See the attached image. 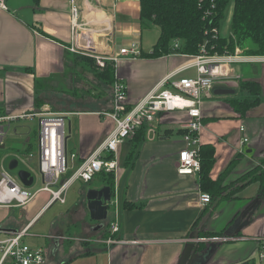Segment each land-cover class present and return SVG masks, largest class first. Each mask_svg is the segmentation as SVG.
I'll return each mask as SVG.
<instances>
[{
    "label": "crops",
    "instance_id": "1",
    "mask_svg": "<svg viewBox=\"0 0 264 264\" xmlns=\"http://www.w3.org/2000/svg\"><path fill=\"white\" fill-rule=\"evenodd\" d=\"M40 1L36 4L33 0H6L7 8L0 6V114L15 115L40 109L42 97L38 100L34 97L36 81L63 73L67 63L71 64L74 54L69 49L71 0ZM77 1L82 7L84 21H90L91 26L112 20L113 29L99 32L93 39L97 54L118 53L120 48L133 41H138L144 52L151 53L154 49L158 37L154 42L145 39L140 0ZM232 9L231 4L229 24ZM228 29L226 26L223 37L227 36ZM262 56H256V61L233 65L234 71L240 74V79L228 80L238 82L234 93L215 95L214 90L224 86L214 85L202 95L200 140L201 145L206 143L215 147L212 178L217 179L236 159L225 184H232L264 159V61L259 59ZM189 59L190 55L180 53L140 59L121 57L116 71L128 87L129 108L139 103L162 78L186 65ZM196 73V69L191 68L178 73L177 77ZM245 81L260 84L262 100L242 112L236 110L231 100L249 96V91L240 86ZM88 104L83 111L73 112V120L71 116L67 120V144L75 132L68 149L78 154L74 168L68 174H73L75 167L102 144L107 132L115 125L112 119L100 114L111 110V104L102 103L95 109ZM189 119L186 110L163 112L146 128L145 138L137 145L131 137L125 142L127 144L119 146L118 157L126 154V161L120 162L115 193L113 199L111 197L114 203L108 209H112L113 218L118 217L120 230L113 237L123 241L108 243L111 233L109 227H105L106 236L99 245L90 252L72 253L66 244L61 251L58 239L48 238V248L41 246L46 251L48 264H179L189 248L196 244L198 248L191 264H242L245 261L257 264L256 252L259 241L264 238V197L259 196V183L248 184L232 198L201 202L200 196L208 192L201 188L199 173L187 175L177 170L179 153L186 147L184 125ZM94 181L97 183L100 178L96 177ZM76 182L78 180L72 185ZM94 187L101 189L104 186ZM84 192L80 189L78 197ZM46 195L44 203L33 212L25 226L32 227L39 216L54 205L48 202L50 192ZM0 229L3 230L0 237L4 238L21 228L17 229L0 214ZM58 230L59 227L54 226L51 234ZM221 236L238 239L204 240ZM197 238L201 242L196 241Z\"/></svg>",
    "mask_w": 264,
    "mask_h": 264
},
{
    "label": "built area",
    "instance_id": "2",
    "mask_svg": "<svg viewBox=\"0 0 264 264\" xmlns=\"http://www.w3.org/2000/svg\"><path fill=\"white\" fill-rule=\"evenodd\" d=\"M5 1L0 0V6L3 8H7ZM70 14L72 29L70 51L94 57L99 66L104 65L106 61H112L117 65L121 57L143 58V50L138 41H133L128 46L120 48L118 53L114 51L108 55L97 54L93 39L99 32L112 30V20L106 19L105 23L91 26L90 21H84L82 7L77 0H71ZM222 33L220 27L216 26L211 33L207 32L206 34H210V37L215 39L222 36ZM208 42L201 44L198 54L194 55L186 65L162 78L158 85L149 91L139 103L130 108L127 99L128 87L119 77L115 67L116 76L112 84L113 106L111 110L100 113L112 119L115 125L107 132L102 144L77 165L73 174L69 176L68 172L74 168L73 164L78 157L77 153L69 151L67 144L69 134L67 120L73 113H56L47 110L42 112L35 109L15 115L1 113L0 150L5 147L8 137L7 128H10L13 121L38 119L36 148L32 141H27L24 148L31 147V149L19 152L18 158L27 163H31L33 158L37 159V167L43 176V184L37 191H33L30 186L25 185L21 178H19V182H15L8 173L1 172L0 208L26 206L37 193L47 191L51 194L48 201L51 204L66 203L70 186L76 180L89 183L104 172H114L117 175L120 166L119 146L126 139L135 135L139 129L150 127L163 112L174 110H186L190 116L184 125L183 139L186 141V147L179 153L177 170L180 174L187 175L199 173L201 170L200 132L203 129V113L200 105L203 93L212 89L216 80L240 79V74L234 71L235 63L257 59L254 55H243L238 51L239 49L230 53H211ZM179 46L180 41L176 40L174 49ZM259 59L264 61V55ZM191 68L196 69V75L177 77L178 73ZM241 130L244 131L245 128L241 127ZM247 140L245 138L244 141L247 142ZM62 178L64 179L61 180ZM200 198L203 203L212 200L208 193L202 194ZM109 224L111 235L107 238V242L119 243L123 241H118L113 237L120 230L118 217H114ZM30 228L31 225H27L19 231L5 235L4 238L0 237V264H48L46 251L43 247H31L25 242V237L30 234ZM0 233H3V230H0ZM221 239L235 240L238 237H221ZM198 240L201 239L197 238L196 241ZM204 240L218 239L206 238ZM256 254V263L264 264V238L259 241Z\"/></svg>",
    "mask_w": 264,
    "mask_h": 264
},
{
    "label": "trees",
    "instance_id": "3",
    "mask_svg": "<svg viewBox=\"0 0 264 264\" xmlns=\"http://www.w3.org/2000/svg\"><path fill=\"white\" fill-rule=\"evenodd\" d=\"M33 1L36 4L41 2L40 0ZM231 4L233 5L231 34L228 37L219 36L212 39L210 34L206 33H211L216 26H221L220 23ZM140 8L142 27L149 25L160 27V35L154 49L151 53L143 51V57H158L172 53L196 55L201 44L206 41H209L208 46L211 53L233 52L235 47H239L244 53L250 55H264V0H140ZM176 40L180 41V46L174 49ZM71 57L70 63L73 61L75 67H80L84 72H91L97 79L95 87L99 91L97 95L101 97L102 91L100 89H102L104 90V97L107 98L108 95H106L105 90L108 91L107 87L112 86L116 76L114 63L106 61L104 66H99L96 59L88 55L74 53ZM70 65L67 63L63 73L38 79L35 86L43 87V90L51 89L50 81L68 74L67 70ZM240 86L244 90L247 89L250 94L244 99L231 100L236 110L245 112L250 107L260 104L262 98L259 83L245 81ZM80 97L83 96L80 95ZM145 133L146 127L139 129L132 136L135 144L145 138ZM30 149L31 147L23 150L18 148L19 152ZM132 152L134 151L132 150ZM199 155H201L199 183L202 190L208 192L213 200L232 198L235 192L253 182L259 183V196L264 197V159L262 165L250 169L247 173L233 180L232 184H225L229 169L236 159L227 166V169L217 179H213L211 172L216 161L215 147L212 144L204 143L200 146ZM128 157L131 158L130 155ZM97 177L100 178L102 186L111 187L113 195L116 188V174L104 172ZM232 185L233 188H230ZM242 264H249V262L245 261Z\"/></svg>",
    "mask_w": 264,
    "mask_h": 264
},
{
    "label": "rangeland",
    "instance_id": "4",
    "mask_svg": "<svg viewBox=\"0 0 264 264\" xmlns=\"http://www.w3.org/2000/svg\"><path fill=\"white\" fill-rule=\"evenodd\" d=\"M229 16L230 10L226 12L224 19L221 21V32H224L226 26H229V29L226 33V37L231 34V24H229ZM145 39L151 42H154L157 37L160 35V27L156 25H149L144 28ZM235 49H239L238 51L243 55L244 53L239 47H235ZM235 51V50H234ZM233 51V52H234ZM230 53V52H229ZM198 54V53H197ZM196 54V55H197ZM189 55V54H187ZM248 56H253L247 54ZM194 55H190V59ZM256 57V56H255ZM189 59V60H190ZM188 60V61H189ZM256 61V60H254ZM98 64V63H97ZM105 65V64H104ZM101 65V66H104ZM116 67V64H114ZM68 74L61 75L56 80L50 81L51 89L43 90V87L34 88V97H42V104L39 105L40 109L37 111H51V112H69L73 113L74 111H80L86 108V105H90L92 109L95 107L102 106V103L106 105L111 104L113 106L112 100V86L107 87L105 90L106 95L108 97H104V90L100 89L102 92L101 97L97 95L99 91H97L96 83L97 79L91 72H84L79 67H75L73 61L70 66H68ZM188 73V72H187ZM187 73L185 75H187ZM193 74V73H188ZM215 85H220L228 88H238V82L236 81H228L226 79L216 80ZM87 91V92H86ZM240 92L239 89H237ZM111 92V96H110ZM100 93V94H101ZM204 94V93H203ZM80 95L83 97L81 98ZM225 96V95H219ZM36 103V102H35ZM37 106V104H36ZM111 106V107H112ZM109 109V108H108ZM83 111V110H82ZM75 116H71L73 120ZM37 127H38V119H18L13 121L10 125V128H7L8 137L5 144V147L0 150V173L5 171L8 173L15 182H19V174L20 170H26L30 174L34 176V182L30 186L33 191H37L39 187L43 184V176L39 173L37 167V159L33 158L31 163H27L24 160L18 158L19 150L24 149L26 147L27 141H32L35 145V140L37 136ZM68 130V128H67ZM75 132L73 131L71 140H69V148L72 146V140L74 138ZM105 138V137H104ZM127 142V139L124 143ZM127 144V143H125ZM126 154L120 156L119 161L124 163L126 161ZM13 160H18L19 163L16 168L10 169V163ZM263 160V159H262ZM262 165V161L259 162L253 168ZM201 171V170H200ZM1 177V175H0ZM76 182L74 185H71V189L67 195V203L56 202L54 205L47 210L44 214H41L39 220L30 228V234L25 237V242L31 247H45L47 246L48 238L50 240L58 239L59 245L62 249L68 246V250L73 252H90L93 247L99 245L98 243L103 241V237H105V227H109V222L113 218L112 209H108V217L105 219V226L103 230L95 231L93 227L97 224L89 215L88 210V201H87V193L90 188H95L94 185H102L101 180L95 183L94 180L89 183ZM233 188V185L230 187ZM80 189L85 192L79 196ZM100 189V188H99ZM47 192H39L32 199V204L29 202L26 206H18V207H9L0 209V214L9 220V222L16 226V228L23 229L25 224L29 222L33 212L38 210L40 206L44 203V199L46 198ZM210 195V194H209ZM113 199V197H112ZM111 199V200H112ZM66 202V201H65ZM112 201L109 203L108 208H112ZM56 217V218H55ZM54 226L59 227V232L51 234L52 228ZM2 236V235H1ZM212 237V236H211ZM210 237V238H211ZM223 237V236H221ZM221 237H217L218 240H210L215 242L225 241L221 239ZM214 238V237H213ZM212 238V239H213ZM221 239V240H219ZM201 242V240H198Z\"/></svg>",
    "mask_w": 264,
    "mask_h": 264
},
{
    "label": "water",
    "instance_id": "5",
    "mask_svg": "<svg viewBox=\"0 0 264 264\" xmlns=\"http://www.w3.org/2000/svg\"><path fill=\"white\" fill-rule=\"evenodd\" d=\"M234 88H225L218 87L214 90V94L220 95H230L234 93ZM18 165V160H13L10 163V169L16 168ZM20 178L27 186H31L34 181V176L31 175L26 170H20L18 172ZM112 189L110 186L105 185L103 188H90L87 193V201H88V210L91 218L98 222L97 226L94 228L95 230L102 229L105 225V219L108 217V207L109 203L112 201ZM2 230V229H0ZM198 248V244L195 247H190L187 253H185L183 259L179 264H191L193 259L195 258V252Z\"/></svg>",
    "mask_w": 264,
    "mask_h": 264
}]
</instances>
